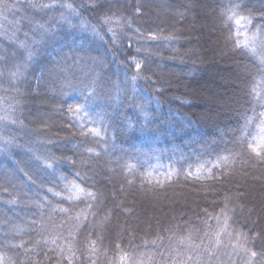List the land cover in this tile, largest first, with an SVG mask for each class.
Masks as SVG:
<instances>
[{"label":"trees","instance_id":"obj_1","mask_svg":"<svg viewBox=\"0 0 264 264\" xmlns=\"http://www.w3.org/2000/svg\"><path fill=\"white\" fill-rule=\"evenodd\" d=\"M236 2L255 54L229 38ZM0 22V264H264V162L243 144L264 0H0Z\"/></svg>","mask_w":264,"mask_h":264},{"label":"snow or ice","instance_id":"obj_2","mask_svg":"<svg viewBox=\"0 0 264 264\" xmlns=\"http://www.w3.org/2000/svg\"><path fill=\"white\" fill-rule=\"evenodd\" d=\"M54 5H49V6H45V7H52ZM67 7H71V5H68ZM241 8V5L236 2L233 3L231 7L227 8L224 12V15L226 17V19L228 21H233L236 25V32L234 35L230 36L229 38L232 39L234 41V46L237 48H243V49H247L248 51L252 52L253 54L256 53V47H255V43H256V39L257 37L255 36V34H253L252 36H249L247 34L246 31H244L243 33L241 32V26H242V21L244 22V24H248L250 23V19L248 17L242 16L240 15L239 9ZM137 11L139 12V9H137ZM111 31V30H110ZM113 35H115L113 33ZM241 35H243V41H241L240 37ZM147 39L150 40H156L157 36L155 34L149 33L147 36ZM29 59H31V53H29ZM133 61H135V58H132ZM260 63L262 65H264V56H260L259 57ZM135 69L137 70V75L139 74L140 70H141V63L140 62H135L134 64ZM15 75V74H14ZM137 77L133 76L132 79L135 80ZM254 91V89H253ZM88 97H85V99L87 100ZM68 111L70 113L73 114H79L81 112L84 111V107L80 104H77L74 108L73 107H69ZM141 111H143V109H141ZM81 128L83 129V125H81ZM87 133H91L94 136H100V131L96 128H89L87 129ZM84 133L82 131V134H87ZM248 135L250 134H246L245 135V139L243 141V144L245 146V148L248 150L250 155H253L258 161L260 162H264V121H262L261 126L259 128V132L256 136H251L250 139H248ZM88 151H92V149H88ZM228 160L227 156H221L217 159V162L212 166L209 167L207 169H205L204 171L206 172V175L208 177H212V168H221L223 167V162ZM47 167H51L50 164H47V162H45ZM197 174H199L201 172V169H197L196 170ZM175 173L172 171H169L168 173L162 174V178L158 177V176H154L152 173H148L146 176H141L140 179L141 181H147V183L149 185H155L157 187H163V184L165 182H171L173 180ZM189 176H192L193 173L189 172L188 173ZM197 178H200L199 175H197ZM66 187L69 189L70 194L67 196V199L69 201H76V200H80L81 198L84 199H90V200H95L96 198V194L90 191H87L84 188H81L79 185L75 184L74 182H70L68 185H66ZM49 192H52V189H48ZM54 195H60L59 193H53ZM62 211H67L66 209H62ZM246 239V238H245ZM250 255L252 257H256L258 254L255 251H252L250 253Z\"/></svg>","mask_w":264,"mask_h":264},{"label":"rangeland","instance_id":"obj_3","mask_svg":"<svg viewBox=\"0 0 264 264\" xmlns=\"http://www.w3.org/2000/svg\"><path fill=\"white\" fill-rule=\"evenodd\" d=\"M8 19H9V21H15V19H13L12 17H9ZM38 21L39 20H37L35 22H38ZM38 24L40 25V23H38ZM5 28H6V26L3 25V22L2 23L0 22V31L3 30V32H4Z\"/></svg>","mask_w":264,"mask_h":264}]
</instances>
